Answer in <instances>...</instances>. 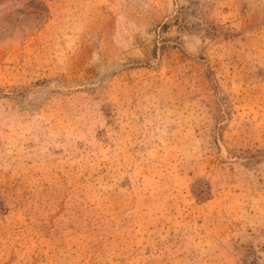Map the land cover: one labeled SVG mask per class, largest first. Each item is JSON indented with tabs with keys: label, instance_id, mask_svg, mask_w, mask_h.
I'll use <instances>...</instances> for the list:
<instances>
[{
	"label": "rangeland",
	"instance_id": "obj_1",
	"mask_svg": "<svg viewBox=\"0 0 264 264\" xmlns=\"http://www.w3.org/2000/svg\"><path fill=\"white\" fill-rule=\"evenodd\" d=\"M0 264H264V0H0Z\"/></svg>",
	"mask_w": 264,
	"mask_h": 264
}]
</instances>
